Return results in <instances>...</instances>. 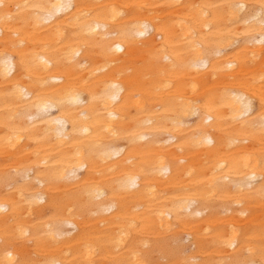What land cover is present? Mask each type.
Returning a JSON list of instances; mask_svg holds the SVG:
<instances>
[{
    "label": "bare ground",
    "instance_id": "bare-ground-1",
    "mask_svg": "<svg viewBox=\"0 0 264 264\" xmlns=\"http://www.w3.org/2000/svg\"><path fill=\"white\" fill-rule=\"evenodd\" d=\"M0 264H264V0H0Z\"/></svg>",
    "mask_w": 264,
    "mask_h": 264
}]
</instances>
